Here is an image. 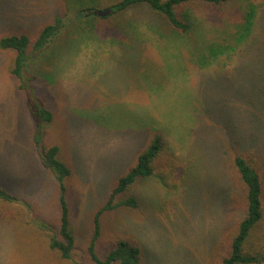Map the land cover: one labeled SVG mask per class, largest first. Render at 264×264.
Segmentation results:
<instances>
[{"label":"rangeland","instance_id":"1","mask_svg":"<svg viewBox=\"0 0 264 264\" xmlns=\"http://www.w3.org/2000/svg\"><path fill=\"white\" fill-rule=\"evenodd\" d=\"M122 1L0 0V39L36 37L58 17L66 24L45 52L27 51L20 80L11 73L16 51L0 49V184L17 198L0 199V264H91L96 212L157 133L166 163L138 183L137 209L103 214L101 258L130 238L145 250L142 264H200L242 215L235 155H254L264 184V64L250 51L261 41L264 0L194 16L180 41L144 5L128 12L126 27L96 26L93 12ZM213 35L226 43L216 47ZM37 104L53 113L40 129ZM53 144L72 170L70 260L50 249L61 237L60 181L42 157Z\"/></svg>","mask_w":264,"mask_h":264},{"label":"trees","instance_id":"2","mask_svg":"<svg viewBox=\"0 0 264 264\" xmlns=\"http://www.w3.org/2000/svg\"><path fill=\"white\" fill-rule=\"evenodd\" d=\"M228 3L230 0H123L112 6L111 13L106 17H95L98 18L96 26L105 23L111 28L126 27L128 12L137 6L144 5L155 16L162 32L167 35L170 32L173 37L169 39L180 41L191 32L194 16L202 13L219 15ZM82 10L86 9H80V12ZM90 16L84 19H89ZM80 19L83 18L80 17ZM260 19L264 22V8ZM251 23H249L250 31L253 29L250 28ZM65 26L64 19L58 17L43 27L36 37L22 34L1 38L0 49L13 50L17 53L11 64L12 75L20 80L28 60L27 51L32 49L35 52H45L46 47ZM258 29H261V41L256 44L255 50L249 47L247 52L249 49L256 52L264 64V23ZM211 39L218 48L226 43V39L222 37L213 35ZM210 54L218 56L214 52ZM172 78L175 79L173 75ZM34 116L38 121L39 129L53 121V113L42 104L36 105ZM40 142L39 139L37 143L41 144ZM167 150L168 143L164 136L158 133L154 134L137 156L135 165L116 181L105 204L101 206L94 217V236L89 247L91 264L143 263L145 250L142 244L130 238L117 239L115 247L108 252L105 258L98 255L96 243L101 237V218L106 212L112 213L119 209L135 210L139 207L135 189L138 183L154 178L159 166L166 163ZM42 157L45 164L56 173L61 189V237L51 241L50 249L57 252L62 260H70L75 247V234L67 200L66 181L71 178L72 170L62 150L55 144L44 145ZM231 172L237 195L242 198L240 204L237 203L242 215L233 226L220 230L218 239L209 248L200 264H264V184L260 162L252 154L239 153L231 160ZM0 199L9 202L17 200L1 184Z\"/></svg>","mask_w":264,"mask_h":264},{"label":"water","instance_id":"3","mask_svg":"<svg viewBox=\"0 0 264 264\" xmlns=\"http://www.w3.org/2000/svg\"><path fill=\"white\" fill-rule=\"evenodd\" d=\"M91 11V10H89ZM112 9L102 10V11H96L93 12L94 15L100 16V17H106L111 13Z\"/></svg>","mask_w":264,"mask_h":264}]
</instances>
